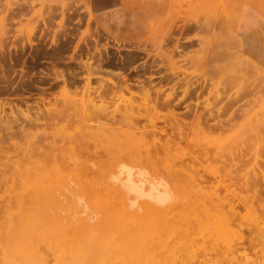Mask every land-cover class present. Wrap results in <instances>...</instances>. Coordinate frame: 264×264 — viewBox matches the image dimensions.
Returning a JSON list of instances; mask_svg holds the SVG:
<instances>
[{"label":"rangeland","instance_id":"1","mask_svg":"<svg viewBox=\"0 0 264 264\" xmlns=\"http://www.w3.org/2000/svg\"><path fill=\"white\" fill-rule=\"evenodd\" d=\"M125 7L133 10V23L143 17L141 37L106 32L90 0H0V86L6 87L0 118L16 125L0 127V220L21 186L8 165L27 158L29 140L17 135L34 125L35 160L83 144L86 178L60 191L84 211L80 218L102 217L95 196L107 199V190L117 206L130 207L134 220L144 214L143 200L134 203L119 182L102 177L112 162L133 168L137 179L143 172L166 184L170 218L190 222L194 232L193 211L209 209L208 249L196 264H264V55L256 59L237 32L257 29L256 43L264 49V0H152L140 6L125 0ZM87 101L108 114L132 110L134 131L153 151L140 150L133 160L124 147H113L111 115L93 121L82 108ZM167 145L177 158L166 157ZM194 237L205 240L198 232ZM43 253L54 263L52 250Z\"/></svg>","mask_w":264,"mask_h":264},{"label":"bare ground","instance_id":"2","mask_svg":"<svg viewBox=\"0 0 264 264\" xmlns=\"http://www.w3.org/2000/svg\"><path fill=\"white\" fill-rule=\"evenodd\" d=\"M5 91L6 87L1 85L0 96L6 95ZM96 105L95 101H87L83 102L82 108L95 122L102 118L109 119L107 109ZM121 110L116 109L110 114L114 125L108 127V133L115 135L111 145L115 148L124 147L133 160L140 150L152 152L145 137L134 131L132 110L123 109L124 114ZM15 126L13 120L0 118V127L4 131ZM34 128V125L27 129L25 127L17 135L21 136L20 142L29 140L24 149V156L27 158L17 159L13 163L10 161L11 164L8 165L7 173L15 182L20 181L21 186L18 184L20 191L16 193V197L13 195V208H5L6 212L0 220V264H49L43 253L46 248L53 251L52 264H196L198 253L208 249L209 209L193 211L197 218L196 230L205 237L200 242L194 237L196 230L194 232L189 228L190 222H176L171 219L173 215L170 218L171 209L174 208L170 207L171 192L166 184L152 182L143 172L138 174L137 179L133 168L118 169V164L112 162H106L101 171L102 177L114 183L119 182L120 192L126 197L132 196L134 203L143 200L144 214L134 216V220L130 207L123 201L117 206L113 192L107 190V199L95 196L98 200L95 202L103 213L102 217L97 222H92L90 215L80 218L78 213L82 214L84 211L77 210L71 197L65 196L63 199L60 191L61 186L68 187L70 181H82L86 178L87 165L81 161L83 144L73 146L69 154L43 153L40 154L44 156L43 161L35 160L39 156V147L30 140L37 135L30 131ZM5 138L7 141L8 137L5 136L4 140ZM163 150L166 157L177 158V154H172L170 145ZM68 161L70 165H66ZM7 173L4 172L3 175ZM124 174L126 176L121 179ZM87 181H84L87 186L92 184ZM18 187L14 188L19 189ZM28 189L32 192L30 191L27 202L25 194ZM184 214L185 217L188 215Z\"/></svg>","mask_w":264,"mask_h":264},{"label":"crops","instance_id":"3","mask_svg":"<svg viewBox=\"0 0 264 264\" xmlns=\"http://www.w3.org/2000/svg\"><path fill=\"white\" fill-rule=\"evenodd\" d=\"M137 5H142L144 1L152 0H133ZM169 5L172 0H156ZM91 9L97 17L101 27L108 33L119 37L135 38L141 37L144 31L143 17H137L138 21L133 23V10L125 7V0H90ZM257 29L250 32L237 29L238 34L244 39L245 48L253 54L256 59H261L264 55V49L261 44L256 43L255 36Z\"/></svg>","mask_w":264,"mask_h":264}]
</instances>
